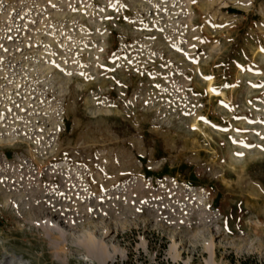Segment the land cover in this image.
Returning a JSON list of instances; mask_svg holds the SVG:
<instances>
[{"label": "rangeland", "instance_id": "374dc122", "mask_svg": "<svg viewBox=\"0 0 264 264\" xmlns=\"http://www.w3.org/2000/svg\"><path fill=\"white\" fill-rule=\"evenodd\" d=\"M251 254L264 0H0V262Z\"/></svg>", "mask_w": 264, "mask_h": 264}, {"label": "trees", "instance_id": "16d2710c", "mask_svg": "<svg viewBox=\"0 0 264 264\" xmlns=\"http://www.w3.org/2000/svg\"><path fill=\"white\" fill-rule=\"evenodd\" d=\"M232 264H264V260H262L258 255L251 254L243 256L239 259H232Z\"/></svg>", "mask_w": 264, "mask_h": 264}, {"label": "bare ground", "instance_id": "6f19581e", "mask_svg": "<svg viewBox=\"0 0 264 264\" xmlns=\"http://www.w3.org/2000/svg\"><path fill=\"white\" fill-rule=\"evenodd\" d=\"M210 91H212L213 89H212V86H210ZM43 211V210H42ZM39 213V212H38ZM45 214V213H44ZM47 223V222H46ZM48 224V223H47ZM46 225V224H45ZM45 225H44V227H45ZM50 225V224H49ZM40 226V225H39ZM49 227V226H48ZM46 228V227H45ZM50 228V227H49ZM49 230V229H48ZM54 230H55V227H54ZM51 232V231H50ZM63 233V232H62ZM60 235V234H59ZM63 235H65L64 233H63ZM62 236V235H61ZM60 237V236H59ZM61 238V237H60ZM88 247L92 250V251H94L95 249H96V247L94 246V244L93 243H91L90 241L88 242ZM96 251V250H95ZM102 253V252H101ZM100 256V255H99ZM103 256V255H102ZM105 258V257H104ZM10 262H14L15 264H26V263H24V260H23V258L21 257V256H17V255H11V259H10V261L8 260H6L4 263L3 262H0V264H10Z\"/></svg>", "mask_w": 264, "mask_h": 264}]
</instances>
